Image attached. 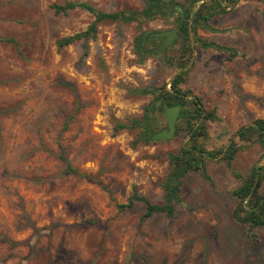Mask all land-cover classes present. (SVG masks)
Segmentation results:
<instances>
[{
  "label": "rangeland",
  "instance_id": "obj_1",
  "mask_svg": "<svg viewBox=\"0 0 264 264\" xmlns=\"http://www.w3.org/2000/svg\"><path fill=\"white\" fill-rule=\"evenodd\" d=\"M64 1L0 0V38L13 39H0V264H264V226L235 221L237 182L218 157L204 158L209 180L197 170L181 178L171 216L141 218L142 203H128L133 187L162 201L166 154L185 141L173 135L131 145L137 129L113 131L151 101L134 89L168 86L177 70L162 61L174 42L139 63L134 35L176 30L178 16L102 21L84 53L81 40L56 45L92 20L78 7L54 12L50 4ZM71 1L109 12L142 7V0ZM206 23L212 29L199 26L197 36L236 53L193 41L181 86L215 107L205 146L216 149L239 126L264 118V4L236 0ZM154 38L157 46L161 37ZM60 150L78 173L64 171ZM261 160L252 144L232 165L246 173Z\"/></svg>",
  "mask_w": 264,
  "mask_h": 264
},
{
  "label": "trees",
  "instance_id": "obj_2",
  "mask_svg": "<svg viewBox=\"0 0 264 264\" xmlns=\"http://www.w3.org/2000/svg\"><path fill=\"white\" fill-rule=\"evenodd\" d=\"M236 0H142L140 9H122L117 11H103L95 8L85 1L67 0L63 3H51L50 6L56 13H65L73 8H82L92 15V20L87 26L72 34L62 36L56 40L57 47H63L75 40H81L84 53L89 39L95 38L98 23L102 21H120L129 23L136 21L140 24L143 21L156 18L167 19L171 16H178L175 22L176 38L173 45H176L174 53L163 55L162 61L166 66L184 69L175 73L168 80V86L161 84L157 87H141L134 89L135 93L151 94V101L142 107V111L137 117H129L127 122L115 121L113 131L122 128L137 129L136 135L131 141V145L137 143H148L153 141L150 135L153 132L165 127L160 126L163 116V107L176 102L181 104V109L175 121L174 135H183L185 141L174 152H167L166 157L169 164L168 170L160 181L162 189V201L151 202L145 196L138 194L133 187L128 199L138 200L143 205L141 218L150 216L154 212H162L171 216L174 211V204L180 202V182L181 178L189 171L197 170L205 179L209 180L204 167L205 157H218L230 170L231 175L237 184L232 188L231 195L236 199L232 210V216L239 224L247 225L249 229L264 226V193L261 191L264 180V118L258 117L249 123L236 128L231 139L225 145L216 149H207L205 141L208 138L206 123L218 119L215 107L205 108L199 96L192 94L189 89L182 88L189 67L192 49L189 30L192 33L194 43L200 47H213L229 51L232 54L236 50L232 47L219 45L213 41L201 39L196 34L197 27L203 26V21L207 22L213 16L226 12L227 7H231ZM264 4V0H259ZM175 20V18H174ZM4 41L13 42L11 38H0ZM156 38L148 36L144 38V32L139 30L132 40L133 53L137 62L141 63L147 56L156 55L154 48ZM160 103L157 104L156 101ZM67 123L64 122L62 129ZM256 144L261 151V161L257 165H252L246 173H242L233 168V160L237 153L247 145ZM59 158L64 163V171L78 173L77 169L71 167L68 159L60 150ZM83 175L82 173H79ZM127 204H119L122 209Z\"/></svg>",
  "mask_w": 264,
  "mask_h": 264
},
{
  "label": "water",
  "instance_id": "obj_3",
  "mask_svg": "<svg viewBox=\"0 0 264 264\" xmlns=\"http://www.w3.org/2000/svg\"><path fill=\"white\" fill-rule=\"evenodd\" d=\"M203 25L209 29H212L205 21H203ZM150 35H152L153 37H161V40L155 47V51H160V50H164L167 46H169L170 44L174 42L176 38V30L173 28L166 29V30H157V31L151 32ZM189 36L191 40V47H193V39H192V34L190 30H189ZM145 37L146 35L144 36V38ZM184 68L185 66L177 69L172 74V76ZM156 103L159 104L160 101L157 100ZM180 109H181V104L179 102H176L169 106H164L163 116L165 120V127L156 132H153L150 135V137L154 140H158V139L164 140V139L172 138L174 135V131H175V121H176V118L178 116Z\"/></svg>",
  "mask_w": 264,
  "mask_h": 264
}]
</instances>
